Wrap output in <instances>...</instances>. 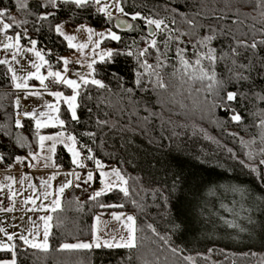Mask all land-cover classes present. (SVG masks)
Segmentation results:
<instances>
[{"label":"trees","instance_id":"obj_1","mask_svg":"<svg viewBox=\"0 0 264 264\" xmlns=\"http://www.w3.org/2000/svg\"><path fill=\"white\" fill-rule=\"evenodd\" d=\"M40 2L41 0H29L30 7L34 10ZM169 3L171 8H177L188 17L201 13L196 16V20L204 27L196 29V34L186 35L182 39L195 42L197 34H210L209 27L216 30L210 47L215 48L218 55L223 57L217 64L216 71L225 81L227 90L239 88L247 92L251 88L256 92L264 91V72L257 75L253 71L250 81L235 82L230 79L228 71L233 60L247 64L251 59L257 70L260 69L264 45L256 50L241 47L238 49V57L231 53V49L237 46V41L251 43L253 39H264V24L259 23L260 17L252 12L254 3L233 0L231 10H227L224 0H126L125 8L145 15L158 11L163 16L167 14L164 7ZM0 6L8 7L17 19L29 21L27 25L10 30L9 34L15 35L26 28L31 37L37 39V48L45 50V58H51L54 69L62 67L56 63L55 56L65 55L71 49L67 48L66 42H62V38L49 30L48 22L37 30L38 25L33 22L35 17L18 11L15 0H0ZM248 13L251 16L246 15ZM59 16L65 24L71 26L75 25L77 19L81 23H87L76 11L69 15L65 10ZM216 16H225V19L218 20ZM91 23L97 30L102 29L101 23L96 19H92ZM137 23L144 28L143 21ZM176 26L186 32L191 31L179 15L176 16ZM116 30L123 36V44L106 41V47H123L124 44L131 43L133 37L141 35L140 32ZM144 34H147V29H144ZM157 38L163 39L159 36ZM21 43L30 46L27 37ZM144 46L141 42L140 47ZM183 47L188 49L186 57H191V45L185 44ZM169 55L171 63L179 67L174 47ZM149 63H155L154 58H150ZM6 67L0 66V124L7 127L9 135L0 140V151L8 156L13 152L22 154L29 151L27 147L13 148L16 135H26L33 145L36 141L34 121L23 120V129H15L13 126L14 119L17 118L13 107L15 92L10 83V74L8 77L4 75ZM97 67L101 69L99 78L112 91L106 93L104 90L91 88L83 98H78L82 104L77 109L81 122H70L66 128L77 136L79 142L88 144L107 168L119 169L128 181L131 189L128 198L119 194L120 200H117L116 195L109 194L101 199L108 203L123 202V209L108 210H120L136 217L139 248L132 252L124 248L58 251L63 242L90 241L93 214L108 211L95 207L94 202L88 198L62 197L63 210L52 213L49 250L43 252L29 248L19 251L17 264H264V218L261 223L263 232L257 239L250 243L249 239L239 243L230 238L224 246L216 240L223 231L218 221L223 212L214 207L215 213L206 207L208 199L216 204L214 189L223 186L244 188L264 202V183L259 179L260 170L264 166H257L260 149L264 147V143L260 144L264 129L256 126L260 117L253 115L264 109V103L253 97L250 102L244 101L243 106L237 104L243 122L232 123L227 120L225 112L219 109L209 110L210 106L204 102L205 93L196 91L204 85L188 81L182 75L183 70L172 75L174 69L170 66L163 73L168 85L166 89L148 86L147 90H135L133 99L139 104L133 114V107L126 98H121L123 93L111 73L119 72L124 77L125 87H134V58L121 56L115 64ZM54 87L65 94L71 92L62 85ZM87 95H91L92 99H88ZM105 98L111 103L100 102ZM60 107L61 118L68 119L65 105L61 104ZM89 108L92 109L91 112L88 111ZM121 108L123 111L118 110ZM97 117L107 121V125H97ZM58 131L59 128H45L41 133L47 135ZM88 131L96 133L94 140L83 135ZM242 140H255V143L242 144ZM249 152L253 153L257 163L249 160ZM55 159L63 165L60 170L72 168L70 154L61 144L57 146ZM241 161L253 164L257 171H250ZM94 182L98 183V175ZM79 202H83L82 210L77 208ZM57 216L60 217L59 221ZM226 218L230 219L229 215L226 214ZM0 258L11 259V254L0 252Z\"/></svg>","mask_w":264,"mask_h":264},{"label":"snow or ice","instance_id":"obj_2","mask_svg":"<svg viewBox=\"0 0 264 264\" xmlns=\"http://www.w3.org/2000/svg\"><path fill=\"white\" fill-rule=\"evenodd\" d=\"M232 2L233 0H224L227 10H231ZM241 2L254 3L252 12L257 13L260 17L258 22L264 24V0H241ZM125 3L126 0H41L36 10H34L30 7L29 0H15L18 11L25 12L27 16L35 17L33 22L38 25L37 30L43 28L44 24L48 22L49 30L57 37L62 38V42H66L68 49L75 51L76 55L55 56L56 63L62 65L58 70L54 69L51 58H45V50L37 48V39L32 38L26 28L23 32H16L15 35L9 34L10 30L27 25L29 21L27 19H17L8 7L0 6V49L11 55V60L0 58V66H7L4 73L5 77L10 74L11 86L17 93L22 92L24 99L31 96L42 98L44 94H47L55 101L54 103L46 101L42 105L45 110L22 108L19 95L13 101L15 116L17 117L14 119V128L23 129L25 127L23 120L34 121L36 143L35 145L29 143V139L24 134L16 135L13 148L27 147L29 151L22 154L13 152L8 156L0 151V173H4V182H0V205H3L4 200L9 201L11 204V206H0V213H15L22 210V215L19 217L21 222L25 220L29 212H43L45 215H39L36 218L27 216V223L31 225L27 229L22 227V224L11 225L20 228L18 232L9 233L6 228L0 227V234L5 237V240L0 241V252L11 254V259L0 258V264H17L19 251L29 248L43 252L49 250L53 221L52 213L63 210L61 198L65 190L70 187L74 186L83 191L92 189L88 200L94 202L95 207L99 209H123L125 207L123 202L108 203L101 199L109 194L116 195L117 200H120L119 194H122L124 198L130 196L131 189L128 187V181L121 174V171L115 167H112L110 171H105V164L95 156L93 149L88 144L79 142L77 136L66 128V125L70 122L76 124L81 122L77 109L82 107V104L78 98H83L91 88L104 90L106 93L112 91L104 80L99 78L101 69L97 65L115 64L121 56L134 58L136 65L132 70L134 87H125L124 77L119 72L114 71L111 73L112 78L116 79L119 84L120 92L123 93L121 98H126L133 107V114L139 104L138 101L133 99L135 90H147L148 86L153 89H166L168 85L164 81L163 73L170 66L174 69L172 75L183 70L182 75L186 76L188 81L199 82L204 85L203 88H197L196 91L205 93L204 102L210 106L209 110L219 109L225 112L227 120L232 123L240 124L243 122V116L237 109V104L243 106L244 101L250 102L253 97L264 103V91L256 92L251 88L247 92L241 91L239 88L229 91L225 88V81L218 76L216 71V66L223 57L218 55L215 48L210 47L211 42L215 39L216 30L214 28L209 27V35L198 36L197 34L195 42L182 39L186 35L196 34V29L204 27L196 20V16L201 15L200 12L188 17L180 13L177 8H171L169 3L164 7L166 15L161 16L158 11L145 15L140 11H127ZM65 10L69 15L76 11L78 16L87 21V23H81L80 19H77L74 25L75 32L83 31L87 34L86 42H77L76 35L66 33L65 21L59 16V13ZM114 13L116 14L115 17ZM237 14H239L238 9ZM177 15L182 18L183 23L189 26L190 32L176 26ZM246 15L251 16V13ZM120 17L127 18L128 22ZM215 18L222 20L225 19V16H216ZM92 19H96L101 23L102 30L98 31L96 29V26L91 23ZM140 21L144 22V28H141L137 23ZM233 23H236V21H233ZM116 29L128 33L140 32L141 35L138 38L133 37L132 42L124 44L123 47H102L106 41L115 42L118 45L123 44L124 38L121 34H118ZM144 29H147L146 35ZM158 36L163 37V39H158ZM24 37L28 38L30 47L22 45L21 41ZM141 42L145 44L143 48L140 47ZM185 44H190L193 49L191 57H186L188 49L183 47ZM261 45H264V39H253L251 43L237 41V46L231 49V53L233 56L238 57L240 55L239 48L256 50ZM173 47L175 48V56L179 59V67L171 63L169 54ZM85 50H88V52L86 53ZM28 53L33 54L36 58L35 61H28L34 71L19 76L13 64L19 65L20 59L18 58H24ZM150 58H154L155 63H149ZM73 64L79 65L81 68L86 67L87 71H75L70 67ZM45 67L47 69L46 75L41 73V69ZM228 71L232 81L248 82L252 79L250 74L253 71H256L257 75L264 72V58L260 59L259 70H257L255 62L250 59L247 64L233 60V64ZM69 73H71V76ZM31 80L39 82V90H34L35 86L29 84ZM46 81L70 89L71 95H66L60 90H52ZM115 95H120V93H115ZM87 98L92 99V96L87 95ZM100 102L111 103L106 98ZM61 103L67 107L68 119L61 118ZM118 110L123 111L122 108ZM88 111L91 112L92 109L89 108ZM253 115L260 117L256 126L264 129V109H261L258 113H253ZM96 123L97 125L106 126L108 122L97 117ZM45 128H59L60 131L45 135L41 133V130ZM229 134L231 135V133ZM6 135H9L7 127L0 124V140L4 139ZM83 135L94 140L96 133L88 131ZM260 139L261 143H264V131H262ZM47 142L51 143L48 144ZM241 143L251 145L255 143V140H242ZM58 144L63 145L70 153V162L73 168L66 173L60 171L63 165L57 163L55 159ZM229 151L231 152V149ZM233 156L237 158L235 154ZM247 156L249 160L257 163L252 152H249ZM85 161L94 163L95 172L88 170ZM40 163H43L46 169L51 167L55 171L46 180H42L39 186L28 182L25 187V182L30 181L27 174L21 173L19 178L11 174L16 165L26 164L31 169ZM241 163L248 167L250 171H257V167L253 164H245L244 161H241ZM257 166H264V147L260 149V159ZM76 169L83 170V172ZM97 174L101 185L99 189L93 187ZM59 175H65L67 178L62 184L54 187L52 181H55ZM259 179L264 183V167L260 170ZM17 184L20 185V188L15 187ZM29 190H31L30 194L25 197L24 192ZM233 191L239 190L233 189ZM17 204L20 205V209L17 208ZM77 208L82 210L83 202L77 203ZM104 215H109L111 220H102ZM56 219L59 221L60 217L57 216ZM37 221L40 223H37ZM112 221L117 222L119 227H110ZM3 223L4 220L0 219V224ZM225 223L229 228H239L240 231L245 230L235 222L225 221ZM101 232L104 233L107 239L101 237ZM91 233L92 239L90 241L63 242L57 250L73 251L103 247L110 249L124 248L132 252L139 248L137 221L134 215L115 211L94 213ZM161 239L164 238L161 237ZM13 241H19V243Z\"/></svg>","mask_w":264,"mask_h":264},{"label":"rangeland","instance_id":"obj_3","mask_svg":"<svg viewBox=\"0 0 264 264\" xmlns=\"http://www.w3.org/2000/svg\"><path fill=\"white\" fill-rule=\"evenodd\" d=\"M115 15L116 14L114 13V17H115ZM120 18L125 19L124 17H120ZM100 30H102V29H100ZM100 30H98V31H100ZM65 31L69 35H76L77 42L83 43V42L87 41V34L83 31L75 32L74 26L66 24ZM102 47H106V46L102 45ZM85 51H86V53L88 52V50H85ZM70 55H76L75 51L70 50L64 56H70ZM0 58H7V59L11 60V55L9 53H5L2 49H0ZM18 59H20V64L19 65L13 64V67L15 68V70L17 71V74L19 76H23V75H26L28 72L34 71V69L31 68L29 63H28V61H30V60L31 61L36 60V58L34 57L33 54L28 53L24 56V58H18ZM71 68H73L75 71H87L86 67L81 68L79 65H75V64L71 65ZM46 72H47L46 67L41 69L42 74L46 75ZM69 75L71 76V73H69ZM73 78H75V77H73ZM29 84L35 86L34 90H39V88H40L39 82L36 80L29 81ZM57 86H60V85H57ZM17 95H19L21 97V107L22 108L26 107L29 110H31V109H38V110L43 109L42 105L46 101L51 102V103L55 102L54 99L51 96H48L47 94H44L42 98H37L35 96H31L28 99L23 98L22 92H20V93L16 92L15 98ZM66 95H71V92L69 94H66ZM61 104H63V103H61ZM65 107H66V105H65ZM66 109H67V107H66ZM260 144H263V143L260 142ZM256 148H258V146H256ZM39 166H41V164H37V166L35 168H37ZM72 168H73V166H72ZM20 169H23V171L25 170V168H22L21 165L14 166L13 170H15L16 172L11 173V174L16 176L17 178H19L21 173H19L18 171ZM38 170H40V171H32V172L25 173L30 177V181L25 182V187L27 186L28 182H31L32 184L39 186L40 182L42 180H46L48 178V176L51 174V173H48L46 171L47 169L45 167H40V168H38ZM88 170H90L89 166H88ZM105 171H110V170L105 166ZM3 175H4V173H0V182H4L3 181ZM66 178L67 177L65 175H59L55 181H52L53 186L54 187L59 186L60 184H62L66 180ZM94 184H95V182L93 183V186H94ZM97 185H98V189H99L101 187L100 183L98 182ZM15 187L20 188V185L17 184V185H15ZM85 187H87V186H85ZM233 189H238L239 191H233ZM30 191L31 190L24 192V196L25 197L28 196L30 194ZM88 191L90 193L92 191V189H89ZM214 192L216 193L215 196H213L216 199V204L211 203L209 201L210 199H208L207 203H206V207L210 210H214L215 213H216L215 208H218L219 211L223 212V215L222 216L220 215L221 219H220V216L218 217V221L220 222L219 225L223 231L221 233V236L220 237L218 236L216 238V240L219 242H222L223 245L226 246L227 241L230 238L235 239V241H237L239 243L240 242L244 243L248 239H249V243H250L251 240L257 239L260 236V233L263 232V229L261 228V223H262V220L264 218V208H263L264 202L262 200H260L258 197H256L250 191H248L244 188H241V187L223 186V187H219V188L214 189ZM5 201H7V200H4L3 205H0V206H11L9 201H7L8 204L5 205L4 204ZM38 203H39V201H38ZM17 208L20 209L19 204H17ZM112 211L123 212L120 210H108L105 212H112ZM98 213H100V212H98ZM226 214L229 215L230 219L226 218ZM21 215H22V210L17 211L15 213H0V219L4 220V223L0 224V227L6 228L9 233L18 232V231H20V228L12 227L11 225L22 224V227L27 229V228L31 227V225H29L27 223V216H31L33 218H36L39 215H45V213H43V212H29V213H27L25 220L23 222H21V220L19 219V217ZM216 216H217V214H216ZM102 220H109L110 221L111 217L109 215H104L102 217ZM225 221L235 222L236 224L240 225L245 230L240 231L239 228H229L226 225ZM110 227H119V225L117 222L112 221ZM41 231H42V228H41ZM100 235H101V237L107 239V237L104 236L103 232H101ZM3 240H5V237L2 234H0V241H3ZM73 243H76V242H73ZM93 248H95V247H93ZM101 248H103V247H101Z\"/></svg>","mask_w":264,"mask_h":264},{"label":"built area","instance_id":"obj_4","mask_svg":"<svg viewBox=\"0 0 264 264\" xmlns=\"http://www.w3.org/2000/svg\"><path fill=\"white\" fill-rule=\"evenodd\" d=\"M71 67V65H70ZM51 89H55L54 87H50ZM85 163L90 167V170H93L95 172V165L92 161H85ZM109 169H111L112 167H108ZM85 187V186H83ZM95 189H98V185L95 183L94 186H93ZM89 191H83L82 189L80 188H76V187H71L67 190H65L64 194H63V198H70L71 196H76L78 197L79 199H85V198H88L89 196Z\"/></svg>","mask_w":264,"mask_h":264},{"label":"crops","instance_id":"obj_5","mask_svg":"<svg viewBox=\"0 0 264 264\" xmlns=\"http://www.w3.org/2000/svg\"><path fill=\"white\" fill-rule=\"evenodd\" d=\"M23 45V44H22ZM46 83L47 84H49V87H54V85L53 84H51L50 83V81H46ZM55 88V87H54ZM14 89V88H13ZM53 90V89H52ZM54 90H57V89H54ZM14 92L16 93V91L14 90ZM41 110H45V109H41ZM48 144H50L51 142H47ZM59 145V144H58ZM57 145V146H58ZM70 154V153H69ZM43 155V154H42ZM41 164V166H39V167H37V168H35V167H33V168H31L30 170L28 169V167L26 166V164L25 165H21L22 166V168H25V170L23 171V169H20L18 172L19 173H27V172H32V171H40V170H38V168H40V167H44L43 166V163H40ZM28 169V170H27ZM109 169V168H108ZM70 170H72V168L71 169H69V170H60L62 173H66V172H68V171H70ZM77 171H83V170H80V169H76ZM110 170V169H109ZM48 173H52V172H54L55 171V169H53V168H51V167H49V168H47V170H46ZM16 171L15 170H12V173H15ZM98 182H99V179H98ZM71 188V187H70ZM69 189V188H68ZM67 190V189H66ZM4 204L5 205H7L8 204V202L7 201H5L4 202ZM37 223H40L39 221H37Z\"/></svg>","mask_w":264,"mask_h":264},{"label":"water","instance_id":"obj_6","mask_svg":"<svg viewBox=\"0 0 264 264\" xmlns=\"http://www.w3.org/2000/svg\"><path fill=\"white\" fill-rule=\"evenodd\" d=\"M126 22H128V21L126 20Z\"/></svg>","mask_w":264,"mask_h":264}]
</instances>
